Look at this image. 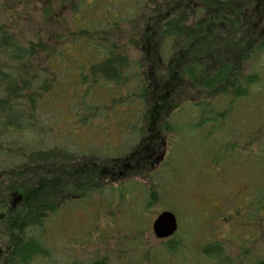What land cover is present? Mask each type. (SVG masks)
I'll use <instances>...</instances> for the list:
<instances>
[{
	"label": "trees",
	"instance_id": "trees-1",
	"mask_svg": "<svg viewBox=\"0 0 264 264\" xmlns=\"http://www.w3.org/2000/svg\"><path fill=\"white\" fill-rule=\"evenodd\" d=\"M52 1L48 0L43 9L46 14ZM66 1L60 0L54 6L58 11L67 9ZM70 1L73 2L68 7L70 18L64 27L65 46L55 52L43 39L24 44L20 38H14L0 18V235L7 245L6 264L51 260L46 246V224L57 212V203L66 191L84 194L93 186L90 181L82 182L81 188L76 181L68 183L70 175L74 177L76 172L70 171L73 168L92 170L80 171L83 177L91 174L99 177L104 168L112 169L133 155L142 161L158 155L156 160L161 159L166 171L181 137L189 139L193 130L208 125L210 131L216 130L215 126L223 120L228 125L222 124L223 131L216 134L222 145L216 142L212 153L203 151V155H209L211 164L207 168L200 166L198 176L222 178L225 185L217 191L219 196L212 185V198L205 201L218 200L224 207L222 196L232 191L230 186L234 183L238 191L245 190V195L240 209L230 208L226 213L221 207L214 210L211 206L208 213L212 218L206 214V219L233 216L245 224L248 213H255L254 220L264 219V130L261 137H253L259 133L260 125L256 124L255 130L239 133L241 139L247 140L246 146L239 150L234 147L236 141L232 143L227 137L238 128L252 127L246 121L239 126L235 122L231 125L228 116L235 111L245 118L254 111L235 109L233 105L246 100L256 92L254 86L260 84L258 73L242 71L245 61H237L244 59L240 40L248 26L242 11L248 7L230 5L229 1L234 0ZM0 7L4 12V5ZM248 32L252 33L249 28ZM244 37L245 42L251 38ZM254 37L256 45L252 51L264 54V39ZM142 46L150 51L148 65L143 58L131 59L127 49L140 53ZM227 48L235 51L234 56L226 53ZM38 53L46 54L47 70L34 62ZM247 53L246 48L245 59ZM150 64L165 69L162 81L167 82L168 75L172 79L175 74L183 83L213 97H229L227 117L215 108L213 100L194 101L186 107L200 112L195 124L184 128L178 122L167 123L166 139L173 136L176 140L169 150L167 145L172 142L165 144L159 133L152 134L148 129L151 108L159 99V88L150 82ZM217 128L220 130L221 126ZM160 149L162 152L156 154ZM228 154H237L242 164L229 165L224 160ZM222 167L235 171H220ZM253 171L259 176L253 177ZM122 182V188L112 191L117 195L116 202L124 207L127 185L133 187V192L138 184L129 179ZM159 185L160 182L156 188L162 195L165 188ZM151 189L154 194V187ZM160 194L157 192L158 197ZM129 195L132 197L133 193ZM149 202L150 199L148 206L142 207L143 212L151 209ZM69 264L105 263L94 260ZM258 264H264V260Z\"/></svg>",
	"mask_w": 264,
	"mask_h": 264
},
{
	"label": "rangeland",
	"instance_id": "rangeland-1",
	"mask_svg": "<svg viewBox=\"0 0 264 264\" xmlns=\"http://www.w3.org/2000/svg\"><path fill=\"white\" fill-rule=\"evenodd\" d=\"M42 1L0 0V5H4V12L0 7V18L6 22L13 37L20 38L24 44L29 41L35 43L39 39H43L54 52L59 51L65 46L64 27L69 21L70 9L68 7L73 1L67 0V9L58 11L54 4L59 3L60 0H53L52 7L47 14L43 9L48 4V0ZM229 3L230 5L248 7L247 11L243 10L242 12L245 24L252 33L249 34L247 28V33L244 32V36L251 38L246 39L245 42V37H241L240 45H244L242 50L244 59L241 57L237 61H240L239 63L245 61L241 65L242 71L257 72L260 83L254 86L256 92L253 90L254 93L250 94L246 100L233 105L235 109L246 110L248 108L254 111L248 112L245 118L235 111L228 116L231 125L235 122V125L239 126L243 124L242 121H246L252 126L229 132L227 137L232 143L236 141L234 147L239 150L242 145L246 146L244 142H247L238 136L241 135L239 133L255 130L256 124L260 125L259 133H255L253 137H261V132L263 133L264 130L262 127L264 124V54L260 51H252V47L256 45L254 36H258L259 40L264 39V0H234ZM232 30H228L229 33ZM246 48L248 53L245 59ZM127 49L130 51L131 59L143 58L148 65L147 55H150V51L147 46H142L140 53L133 48ZM234 52L230 48L226 50V53L231 56H234ZM39 53L34 62L47 70L46 54ZM150 68V82L152 86L159 88V99H157L156 105L151 108L152 120L148 129L152 134L158 135L159 133L165 144L169 141L172 142L171 145H167L169 150L174 147L173 141L176 140L173 136L170 140L169 137L166 139L165 135L168 136L167 123L178 122L179 125L185 126L184 128L195 124L200 112L191 108L188 110L186 107L191 106L194 101L213 100L215 108L227 117L229 97H213L206 91L183 83L184 81L179 80L175 74H172L171 79L165 73L168 80L167 82L162 81L161 74L165 69H162L161 65L156 67L155 64L153 67L150 64ZM250 113L252 118H249ZM223 121H219L218 126H215L216 130L210 131L211 125H208L201 130H193L190 133L192 137L189 139L181 137L174 149L173 161L166 169L168 173L163 170L161 159L157 162L158 155L154 156L153 160L147 161H142L138 155H133L129 160L118 163L112 169L104 168V171H101L103 174L101 173L99 177L96 176L97 174L81 176L82 172L80 171L92 170L86 168L81 170L80 166L70 170L76 172L74 177L70 175L68 183L76 181L78 188H81L83 183L90 181L93 182V186L84 194H72L74 191L70 190L64 193L61 202L57 203V212L46 224L48 228L46 246L51 260L31 264H69L72 261L90 263L94 260H102L105 264H258L264 260L263 218L254 220L255 213H248L249 218L246 219L245 224L243 222L240 224L238 220H234L233 216H228V219L225 216L213 220L206 219V214L209 217L211 212V206L215 207L214 210L221 207L226 213L230 208L240 209L242 207L241 199L245 195V190L238 191V185L233 180L234 185L230 186L232 191L222 196L226 204L224 207L218 200L205 201L212 198V185L216 191L214 193L218 196L220 193L217 191L225 185L222 178L198 176L201 171L200 166L207 168V165L211 164L209 155H203V151L212 153L211 150L216 142L219 146L222 145L221 138L216 137L218 136L216 134L223 131L224 125L222 124L228 125V121ZM220 126V130H217L219 129L217 127ZM253 145L255 146V144ZM243 151L244 148L241 153ZM158 152H162V149L157 150L156 154ZM224 160L234 167L242 164L237 154L225 157ZM161 168L163 171H160ZM44 170L48 171V168ZM220 171L235 170L230 167H222ZM163 173H167L166 176L163 175L165 180L162 179L164 178L162 177ZM255 173L256 171H253V177L256 178L259 175ZM124 179H129L132 181L131 183L138 185L133 192V187L127 185V205L122 207L116 202L118 198L112 189L122 188ZM94 181L97 182L94 183ZM111 181L118 182L111 183ZM159 182V186L165 188L162 195L156 188ZM157 192L161 197L157 196ZM131 193H133L132 197L129 195ZM246 193L248 194V192ZM70 199L72 200L70 201ZM148 199H150L151 209L143 212L142 207L148 206ZM262 209L264 215V198ZM168 210L173 212L177 220L178 231L170 238L158 240L153 235L152 222L162 211ZM234 215L239 218L236 212ZM203 224L204 228L202 229ZM6 246L5 240L0 235V264H6Z\"/></svg>",
	"mask_w": 264,
	"mask_h": 264
},
{
	"label": "water",
	"instance_id": "water-1",
	"mask_svg": "<svg viewBox=\"0 0 264 264\" xmlns=\"http://www.w3.org/2000/svg\"><path fill=\"white\" fill-rule=\"evenodd\" d=\"M177 230V221L173 213L161 212L152 222V232L156 239L164 240L171 237Z\"/></svg>",
	"mask_w": 264,
	"mask_h": 264
}]
</instances>
